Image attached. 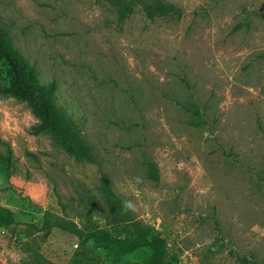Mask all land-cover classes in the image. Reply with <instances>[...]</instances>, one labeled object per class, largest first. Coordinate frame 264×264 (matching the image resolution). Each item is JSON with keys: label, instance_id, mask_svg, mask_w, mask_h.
<instances>
[{"label": "rangeland", "instance_id": "rangeland-1", "mask_svg": "<svg viewBox=\"0 0 264 264\" xmlns=\"http://www.w3.org/2000/svg\"><path fill=\"white\" fill-rule=\"evenodd\" d=\"M183 10L120 20L112 0H0V28L58 85L66 119L95 161L68 154L29 106L0 94V264H123L94 241L42 226L45 212L106 226L108 178L157 228L176 264L264 263V0H167ZM154 167L158 180L150 177ZM98 196L95 201L92 195ZM31 234L29 236V232ZM48 264V263H47Z\"/></svg>", "mask_w": 264, "mask_h": 264}, {"label": "trees", "instance_id": "trees-1", "mask_svg": "<svg viewBox=\"0 0 264 264\" xmlns=\"http://www.w3.org/2000/svg\"><path fill=\"white\" fill-rule=\"evenodd\" d=\"M117 8L118 17L124 20L141 6L146 17L154 20L159 17L174 16L181 18L183 10L167 0H112ZM58 85L55 81L41 82L37 69L13 45L7 33L0 28V94L25 102L33 115L38 119L36 133L49 135L55 144L68 154L85 161H95L93 149L83 141L80 134L66 119L57 102ZM0 141L1 140L0 138ZM15 169L12 150L0 154V171L11 175ZM149 175L158 180V171L151 167ZM102 202L107 206L105 219L115 226L121 235H115L108 227L92 225L81 229L60 217L45 212L42 226L27 224L33 230L47 231L54 227L71 232L86 245L94 241L106 250L124 256L141 250H147L144 260H126L123 264H176V256L169 249L168 242L162 233L150 223L134 216L129 202L116 192L108 178L103 177L100 185ZM97 201L98 196L92 195ZM16 223L14 212L8 207H0V227L9 228ZM31 231L29 232V236ZM30 250L38 256L43 264H52L44 260L37 249ZM264 264V263H263Z\"/></svg>", "mask_w": 264, "mask_h": 264}]
</instances>
